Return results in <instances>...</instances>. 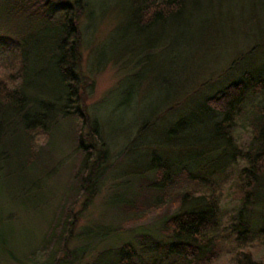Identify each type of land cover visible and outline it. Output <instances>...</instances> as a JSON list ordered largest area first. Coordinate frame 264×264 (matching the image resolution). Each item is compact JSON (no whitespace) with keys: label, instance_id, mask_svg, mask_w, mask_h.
Wrapping results in <instances>:
<instances>
[{"label":"rangeland","instance_id":"obj_1","mask_svg":"<svg viewBox=\"0 0 264 264\" xmlns=\"http://www.w3.org/2000/svg\"><path fill=\"white\" fill-rule=\"evenodd\" d=\"M63 1L73 5L79 31L78 75L83 93L75 110L85 114L79 120L83 125L73 117H62L61 101L47 100L61 107L57 108L55 128L49 125L46 133H34V148L26 150L28 165L32 162L34 168L11 171L0 162V264H14L5 259L3 249L24 255V260L31 256L33 264L43 263L54 248V241H48L49 234L70 208L78 213L67 246L69 255L76 258L71 264H108L124 243L139 250L136 239L142 233L165 241L160 231L162 222L176 211L175 207L140 217L160 195L151 193L153 177L145 173L152 154L171 164H186L193 156L202 157L205 160L198 165L201 169L193 171H212L213 186L182 182L172 193L192 190L209 194L216 190L221 195V221L227 231L238 223V212L254 228L264 226V204L242 207L234 181L244 166L236 150H245L251 140L246 120L236 126L234 148H225L223 155L221 143L207 136L212 120H207L208 116L197 129H190V137L186 135L192 146L171 147L162 141L169 126L202 104L204 98L236 80L240 69L263 66L264 5L255 6L253 0L212 4L210 15L205 16L208 20H204L208 24L201 31L202 45L191 47L186 59L182 53V64L178 47L173 50L174 67L151 68L157 61L156 55L151 56L153 51L147 57L149 66L138 64L140 44L128 49L122 44L112 50L126 30L130 0ZM77 1L81 7L75 6ZM1 68L0 75L4 74ZM32 93L36 94L34 90ZM78 135L86 144L96 136L97 147L106 155L101 167L104 174L86 210H82L84 196L80 197L78 189L77 178L84 170L82 154L74 142ZM207 158L213 161L208 164ZM131 205L136 214L130 211ZM232 237L213 264H238L236 235ZM247 243L254 258L263 261L264 248L258 247L256 240Z\"/></svg>","mask_w":264,"mask_h":264},{"label":"trees","instance_id":"obj_2","mask_svg":"<svg viewBox=\"0 0 264 264\" xmlns=\"http://www.w3.org/2000/svg\"><path fill=\"white\" fill-rule=\"evenodd\" d=\"M218 1L222 0H130L132 9L126 30L112 50L122 44L126 49L140 44L139 65L142 62L149 66L150 57L148 60L147 57L153 51L151 56L156 55L157 61L151 68L162 65L172 68L176 60L173 61V50L179 47L182 64V53L186 59L192 52L191 47L197 49L202 45L201 31L208 24L205 16L210 15V7ZM253 2L255 6L264 5V0ZM75 3L81 7L78 1ZM71 6L63 0H0V65L4 72L0 75V162L11 167V171L32 170L34 164L28 165L26 150L34 148V133L39 130L46 133L49 125L55 128L57 108L61 106L47 100L61 101L62 117H73L83 125L79 120L85 114L75 110L83 88L78 75L79 31ZM247 69H240L236 80L204 98L202 104L181 116L162 136L167 146H192L191 142L188 144L190 129H197L208 116L207 120H212L207 136L221 143L223 155L225 148H234L232 136L236 126L246 120L251 132L250 143L243 151L235 149L237 158L244 164L234 180L242 207L264 204V64L259 69ZM29 90L36 94H27ZM74 142L82 154L84 170L77 179L80 197L84 196L82 210H86L104 174L101 167L106 155L97 147L96 136L89 144L80 135ZM204 160L193 156L186 164H171L155 154L150 156L145 173L153 177L151 193L160 195L140 217L144 219L148 214L175 207L176 211L166 215L160 229L166 240L161 242L142 233L136 239L139 250L124 243L108 264H213L233 241V234L238 246V264H264V260L254 258L247 243L256 240L258 247L264 248V226L254 228L238 212V223L227 231L228 227L221 221V195L216 190L209 194L192 190L172 193L182 182L213 186L212 171L195 172L201 169L198 165ZM206 161L210 164L213 159ZM117 202H122L120 197ZM130 207L136 214L134 206ZM77 219L78 213L70 208L61 224L53 226L48 241H54V248L41 264H71L72 258L76 260L69 255L67 246ZM3 250L5 259L14 264L34 262L31 256L24 260V255Z\"/></svg>","mask_w":264,"mask_h":264}]
</instances>
